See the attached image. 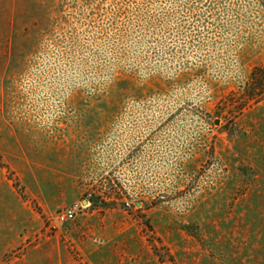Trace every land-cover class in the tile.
Segmentation results:
<instances>
[{
  "label": "rangeland",
  "instance_id": "obj_1",
  "mask_svg": "<svg viewBox=\"0 0 264 264\" xmlns=\"http://www.w3.org/2000/svg\"><path fill=\"white\" fill-rule=\"evenodd\" d=\"M233 1L208 33L190 0H0V264H264V0Z\"/></svg>",
  "mask_w": 264,
  "mask_h": 264
},
{
  "label": "trees",
  "instance_id": "obj_2",
  "mask_svg": "<svg viewBox=\"0 0 264 264\" xmlns=\"http://www.w3.org/2000/svg\"><path fill=\"white\" fill-rule=\"evenodd\" d=\"M190 2L192 6L198 7V10H201L204 14L203 20H199L201 17L196 16L195 21L204 23L208 33L218 27L236 22L234 14L231 15V19L227 21V23L224 22L223 18L226 13H234L235 3L233 0H190ZM242 95L244 96V98H242V105L244 107L253 103H258L264 98V64L253 68L250 80L245 85ZM96 203H98V201Z\"/></svg>",
  "mask_w": 264,
  "mask_h": 264
},
{
  "label": "built area",
  "instance_id": "obj_3",
  "mask_svg": "<svg viewBox=\"0 0 264 264\" xmlns=\"http://www.w3.org/2000/svg\"><path fill=\"white\" fill-rule=\"evenodd\" d=\"M92 194H88L85 198L73 202L68 207L58 212L56 221L61 224L74 222L79 216L83 215L92 205Z\"/></svg>",
  "mask_w": 264,
  "mask_h": 264
}]
</instances>
